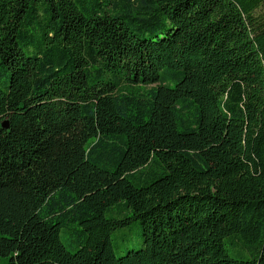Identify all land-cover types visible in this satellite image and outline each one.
<instances>
[{
  "label": "trees",
  "instance_id": "1",
  "mask_svg": "<svg viewBox=\"0 0 264 264\" xmlns=\"http://www.w3.org/2000/svg\"><path fill=\"white\" fill-rule=\"evenodd\" d=\"M0 264H264V0H0Z\"/></svg>",
  "mask_w": 264,
  "mask_h": 264
},
{
  "label": "rangeland",
  "instance_id": "2",
  "mask_svg": "<svg viewBox=\"0 0 264 264\" xmlns=\"http://www.w3.org/2000/svg\"><path fill=\"white\" fill-rule=\"evenodd\" d=\"M112 238L118 255H124L130 249L139 248L142 244V228L140 221L132 223L127 228L118 230ZM62 239L69 249L74 250V246L75 248L77 247L76 242H74L70 236L63 233ZM228 247L232 256L237 258L240 257V255L237 254L230 242H228Z\"/></svg>",
  "mask_w": 264,
  "mask_h": 264
},
{
  "label": "water",
  "instance_id": "3",
  "mask_svg": "<svg viewBox=\"0 0 264 264\" xmlns=\"http://www.w3.org/2000/svg\"><path fill=\"white\" fill-rule=\"evenodd\" d=\"M7 125V124H6Z\"/></svg>",
  "mask_w": 264,
  "mask_h": 264
}]
</instances>
